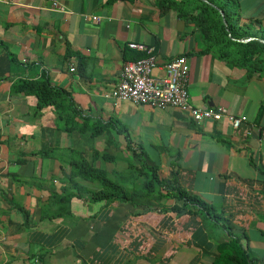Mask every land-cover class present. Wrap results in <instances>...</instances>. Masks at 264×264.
<instances>
[{"label":"crops","instance_id":"crops-1","mask_svg":"<svg viewBox=\"0 0 264 264\" xmlns=\"http://www.w3.org/2000/svg\"><path fill=\"white\" fill-rule=\"evenodd\" d=\"M217 4L264 40V0ZM132 41L154 48L156 74L185 55L189 101L246 121L236 130L108 96ZM0 42V264H212L233 234L264 264V75L204 51L198 29L157 0H0ZM36 80L60 101L38 108L21 89ZM81 160L117 180L156 164L217 218L172 211L173 197L93 201L98 183L71 175Z\"/></svg>","mask_w":264,"mask_h":264},{"label":"trees","instance_id":"trees-1","mask_svg":"<svg viewBox=\"0 0 264 264\" xmlns=\"http://www.w3.org/2000/svg\"><path fill=\"white\" fill-rule=\"evenodd\" d=\"M116 1V0H109ZM229 0H224L228 2ZM218 0H157L161 13L174 10L177 17L198 29L202 41L205 44L204 51L216 52L221 58L233 62L247 70L248 74L254 71L264 75V43L255 39L241 42L237 39L251 37L243 34L232 20V12L217 4ZM220 9L224 12L226 24ZM2 44V42H0ZM11 54V53H10ZM146 52L136 51L131 60L145 56ZM21 89L33 92L37 98L38 108L55 104L62 98V89L49 85L48 80L24 81ZM128 137V136H127ZM145 170L132 169L135 176L131 180H117L108 175L107 171L89 164L87 160H81L71 172L72 176L86 178L88 181L98 183V189L92 192L91 200L104 205L118 200L119 202H131L133 205H141L146 197H173L177 202L169 206V209L177 213L191 212L193 208L204 211L208 216L217 218L214 207L198 195L189 193L180 186L172 187L159 176L158 166L147 167ZM264 173L263 167L258 168ZM139 177L143 180L138 184ZM75 180V179H72ZM71 181V180H70ZM77 184V180L73 182ZM176 184V183H174ZM176 186V185H175ZM80 194V193H77ZM76 194V195H77ZM141 200H139V198ZM181 203L180 205L178 204ZM212 264H258L240 241V237L233 234L223 246L222 251L213 260Z\"/></svg>","mask_w":264,"mask_h":264},{"label":"built area","instance_id":"built-area-1","mask_svg":"<svg viewBox=\"0 0 264 264\" xmlns=\"http://www.w3.org/2000/svg\"><path fill=\"white\" fill-rule=\"evenodd\" d=\"M53 5H57V2H53ZM91 19L100 22V17L97 15H92ZM128 47L146 52V55L123 63L118 81L107 93L108 96L153 108L175 107L189 113L197 122L225 117L236 130L246 121L247 116H235L225 107L213 110L194 106L189 101L187 86L190 64L185 55H178L165 62L161 66L162 73L156 74L154 69L157 59L152 46L132 41L128 43Z\"/></svg>","mask_w":264,"mask_h":264},{"label":"water","instance_id":"water-1","mask_svg":"<svg viewBox=\"0 0 264 264\" xmlns=\"http://www.w3.org/2000/svg\"><path fill=\"white\" fill-rule=\"evenodd\" d=\"M220 13L222 14V16H223V21H224V23L226 24L223 10L220 9ZM251 39H253V38H252V37H248V38H242V39H239V41H241V42H246V41H249V40H251ZM260 41H261L262 43H264V40L261 39Z\"/></svg>","mask_w":264,"mask_h":264},{"label":"rangeland","instance_id":"rangeland-1","mask_svg":"<svg viewBox=\"0 0 264 264\" xmlns=\"http://www.w3.org/2000/svg\"><path fill=\"white\" fill-rule=\"evenodd\" d=\"M168 199H170V198H168ZM162 202H163V200H162Z\"/></svg>","mask_w":264,"mask_h":264},{"label":"clouds","instance_id":"clouds-1","mask_svg":"<svg viewBox=\"0 0 264 264\" xmlns=\"http://www.w3.org/2000/svg\"><path fill=\"white\" fill-rule=\"evenodd\" d=\"M133 49V48H132Z\"/></svg>","mask_w":264,"mask_h":264}]
</instances>
